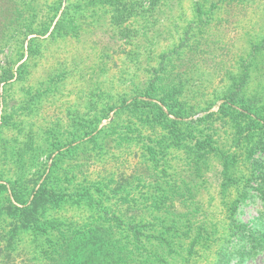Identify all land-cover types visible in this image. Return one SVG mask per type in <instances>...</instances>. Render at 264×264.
I'll return each instance as SVG.
<instances>
[{"label":"rangeland","instance_id":"1","mask_svg":"<svg viewBox=\"0 0 264 264\" xmlns=\"http://www.w3.org/2000/svg\"><path fill=\"white\" fill-rule=\"evenodd\" d=\"M198 1L63 0L58 35L0 47V76L15 73L0 82V179L31 187L55 167L65 192L43 229L15 231L0 206V264H93L105 233L134 247L125 264H264V249L242 261L264 240V114H218L235 76L264 105V1ZM164 70L189 74L191 92L165 99L185 111L168 113L177 137L138 112Z\"/></svg>","mask_w":264,"mask_h":264},{"label":"trees","instance_id":"2","mask_svg":"<svg viewBox=\"0 0 264 264\" xmlns=\"http://www.w3.org/2000/svg\"><path fill=\"white\" fill-rule=\"evenodd\" d=\"M252 1L262 2L264 0H199L197 5L201 7L197 6V8L201 10L206 5L229 9L235 6L247 5ZM43 5L42 0H0V47L9 41L16 40L18 45L17 50L21 51V53H26L24 42L29 36H32L29 40L32 41L34 38L58 35L60 26L58 15L61 11L63 0L49 1L48 13H44ZM194 59V57H191L192 62ZM185 77L189 78V74L164 70L159 77L152 79V84H149L147 87L148 93L146 96L148 101L145 100L144 102L149 106L138 110L141 115H145L144 121L149 123L152 128L161 125L163 129L175 137L180 132L181 127L179 123L182 121L172 120L168 113L182 118V114L185 115V111L181 112L178 106L175 107L174 104H170V101H165V99L167 100L168 97L172 99L177 97L183 98V96L191 92L185 86V82L183 81ZM14 78V71H6L1 74L0 82L8 84L9 82H13L12 79ZM233 82L231 89L224 99V103L221 105L222 109H227V111L224 113L220 111L218 113L219 118L224 119V116L228 115L233 118L236 112L243 115H254L258 118L262 117L264 105L258 104L252 97H247L244 93L245 78L240 79L235 76ZM239 107L243 110L240 111ZM168 120L173 122L168 124ZM79 154L83 153L79 152ZM190 163L194 164L195 162L190 161ZM191 167H193L192 164ZM55 169V167L46 169V173L42 176V182L35 181L31 187L29 184H26V180H24L25 173L23 171L20 174L16 173L14 181L12 179H0V193H6L9 202L6 205L0 206L5 208L4 210L16 220L15 231L20 229H43L44 225L48 223L45 220L47 218V210L56 206L60 196L65 195V192L61 191L55 182ZM102 232L105 233L106 231ZM105 238L106 233L104 234V238H101L98 234H92L90 250L95 249L96 251H101V253L97 254V256L94 255L93 258L90 257V262H93V264H125V262L122 263L124 255L128 256L130 253H133L134 247L130 246L129 241L119 243V241L114 242L112 238ZM263 244L264 240L259 242L252 241V246L244 252L246 257L244 256L242 261L255 259L264 249ZM65 245L68 248L66 243H60L57 251L61 252L64 250ZM85 248L86 245L84 248H79L78 250L80 253H83Z\"/></svg>","mask_w":264,"mask_h":264}]
</instances>
